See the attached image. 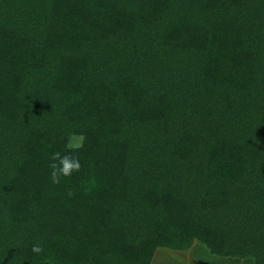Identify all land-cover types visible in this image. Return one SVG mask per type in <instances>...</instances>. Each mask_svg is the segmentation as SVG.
Returning a JSON list of instances; mask_svg holds the SVG:
<instances>
[{
    "label": "trees",
    "instance_id": "16d2710c",
    "mask_svg": "<svg viewBox=\"0 0 264 264\" xmlns=\"http://www.w3.org/2000/svg\"><path fill=\"white\" fill-rule=\"evenodd\" d=\"M195 240L264 264V0H0V264Z\"/></svg>",
    "mask_w": 264,
    "mask_h": 264
},
{
    "label": "rangeland",
    "instance_id": "374dc122",
    "mask_svg": "<svg viewBox=\"0 0 264 264\" xmlns=\"http://www.w3.org/2000/svg\"><path fill=\"white\" fill-rule=\"evenodd\" d=\"M79 140V138H72L69 143L74 146L78 144ZM150 264H254V261L252 258L212 255L204 244L195 240L184 251L168 248L156 249L152 255Z\"/></svg>",
    "mask_w": 264,
    "mask_h": 264
},
{
    "label": "clouds",
    "instance_id": "9594fccd",
    "mask_svg": "<svg viewBox=\"0 0 264 264\" xmlns=\"http://www.w3.org/2000/svg\"><path fill=\"white\" fill-rule=\"evenodd\" d=\"M79 147H82V143ZM75 150L76 148L73 147L72 151ZM48 167L50 169L49 175L51 182L57 184L60 182L61 177H68L71 176L73 172H79L81 165L78 156H72L68 152L61 155L60 151H53L50 154ZM69 195H71V192H69ZM32 251L39 253L42 251V248L34 245Z\"/></svg>",
    "mask_w": 264,
    "mask_h": 264
},
{
    "label": "crops",
    "instance_id": "0c3cea01",
    "mask_svg": "<svg viewBox=\"0 0 264 264\" xmlns=\"http://www.w3.org/2000/svg\"><path fill=\"white\" fill-rule=\"evenodd\" d=\"M163 251V250H162Z\"/></svg>",
    "mask_w": 264,
    "mask_h": 264
}]
</instances>
